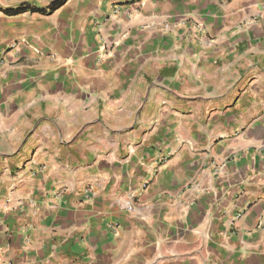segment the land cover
Here are the masks:
<instances>
[{
	"label": "crops",
	"instance_id": "0c3cea01",
	"mask_svg": "<svg viewBox=\"0 0 264 264\" xmlns=\"http://www.w3.org/2000/svg\"><path fill=\"white\" fill-rule=\"evenodd\" d=\"M52 1L0 0V264H264V0Z\"/></svg>",
	"mask_w": 264,
	"mask_h": 264
},
{
	"label": "trees",
	"instance_id": "16d2710c",
	"mask_svg": "<svg viewBox=\"0 0 264 264\" xmlns=\"http://www.w3.org/2000/svg\"><path fill=\"white\" fill-rule=\"evenodd\" d=\"M65 1L66 0H53L47 8H37V7L31 6L30 4L24 3L18 8L8 10V12L10 14H18L21 12L31 10V11H39L42 13H51L55 11L57 8H59L60 6H62L65 3Z\"/></svg>",
	"mask_w": 264,
	"mask_h": 264
},
{
	"label": "built area",
	"instance_id": "2783aa9c",
	"mask_svg": "<svg viewBox=\"0 0 264 264\" xmlns=\"http://www.w3.org/2000/svg\"><path fill=\"white\" fill-rule=\"evenodd\" d=\"M113 10H114V12L116 13V12L119 11V8H118V7H114Z\"/></svg>",
	"mask_w": 264,
	"mask_h": 264
}]
</instances>
